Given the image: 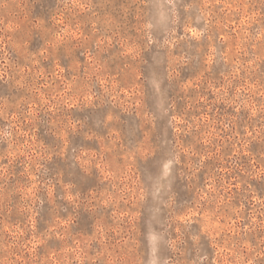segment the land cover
Instances as JSON below:
<instances>
[{
	"label": "rangeland",
	"instance_id": "obj_1",
	"mask_svg": "<svg viewBox=\"0 0 264 264\" xmlns=\"http://www.w3.org/2000/svg\"><path fill=\"white\" fill-rule=\"evenodd\" d=\"M0 264H264V0H0Z\"/></svg>",
	"mask_w": 264,
	"mask_h": 264
}]
</instances>
